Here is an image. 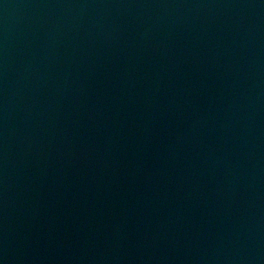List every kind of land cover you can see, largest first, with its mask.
<instances>
[{
    "label": "water",
    "instance_id": "water-1",
    "mask_svg": "<svg viewBox=\"0 0 264 264\" xmlns=\"http://www.w3.org/2000/svg\"><path fill=\"white\" fill-rule=\"evenodd\" d=\"M0 264H264V0H0Z\"/></svg>",
    "mask_w": 264,
    "mask_h": 264
}]
</instances>
